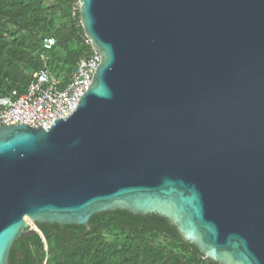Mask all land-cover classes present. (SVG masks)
I'll use <instances>...</instances> for the list:
<instances>
[{
	"label": "water",
	"instance_id": "obj_1",
	"mask_svg": "<svg viewBox=\"0 0 264 264\" xmlns=\"http://www.w3.org/2000/svg\"><path fill=\"white\" fill-rule=\"evenodd\" d=\"M79 4L102 60L77 109L0 126V264L31 223L114 210L166 217L220 264H264V0Z\"/></svg>",
	"mask_w": 264,
	"mask_h": 264
},
{
	"label": "trees",
	"instance_id": "obj_2",
	"mask_svg": "<svg viewBox=\"0 0 264 264\" xmlns=\"http://www.w3.org/2000/svg\"><path fill=\"white\" fill-rule=\"evenodd\" d=\"M79 0H56L54 10L66 7V21L55 27L45 0H0V96L23 93L32 73L49 66L63 82L77 63L92 53L81 24ZM48 33L43 36V34ZM46 37L57 45L48 51ZM64 50V55L56 49ZM64 64V73L58 65ZM61 63V64H62ZM14 243L9 264H220L186 240L166 217L114 210L94 215L85 225L36 223ZM41 231V232H39Z\"/></svg>",
	"mask_w": 264,
	"mask_h": 264
},
{
	"label": "built area",
	"instance_id": "obj_3",
	"mask_svg": "<svg viewBox=\"0 0 264 264\" xmlns=\"http://www.w3.org/2000/svg\"><path fill=\"white\" fill-rule=\"evenodd\" d=\"M77 8L80 9L79 1L73 12ZM56 45L55 37L42 41L43 48L48 51ZM92 49L87 58L77 63L66 82L51 70L49 57L44 56L43 66L32 73L31 82L23 93L13 90L9 95L0 96V126L17 120L19 124L50 128L55 120L72 115L89 90L102 60L100 53Z\"/></svg>",
	"mask_w": 264,
	"mask_h": 264
},
{
	"label": "rangeland",
	"instance_id": "obj_4",
	"mask_svg": "<svg viewBox=\"0 0 264 264\" xmlns=\"http://www.w3.org/2000/svg\"><path fill=\"white\" fill-rule=\"evenodd\" d=\"M54 5H56V0H45V7L47 8V15L49 18H52L55 21V27L52 29L54 30L56 27H59L60 25H62L63 23H65L67 17L66 14L68 12L66 7H63L61 10H54L53 7ZM48 33L43 34V36L47 35ZM87 42H89V40L87 39ZM56 53L60 56L64 55V50L57 48L56 49ZM62 63V62H61ZM59 64L58 65V69L60 73H64V69L62 67H64V64ZM36 227L31 225L29 228H27L23 233H28L29 231L35 229Z\"/></svg>",
	"mask_w": 264,
	"mask_h": 264
},
{
	"label": "bare ground",
	"instance_id": "obj_5",
	"mask_svg": "<svg viewBox=\"0 0 264 264\" xmlns=\"http://www.w3.org/2000/svg\"><path fill=\"white\" fill-rule=\"evenodd\" d=\"M34 224V223H31V225Z\"/></svg>",
	"mask_w": 264,
	"mask_h": 264
}]
</instances>
